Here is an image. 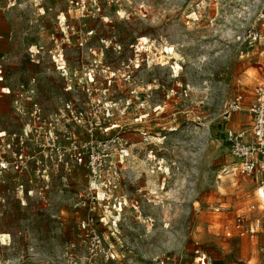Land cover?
<instances>
[{"label": "rangeland", "instance_id": "1", "mask_svg": "<svg viewBox=\"0 0 264 264\" xmlns=\"http://www.w3.org/2000/svg\"><path fill=\"white\" fill-rule=\"evenodd\" d=\"M262 3L100 0L99 17L77 21L64 0H0L1 65L28 70L41 115L54 122L66 101L83 100L79 80L93 70L108 88L92 103L109 128L102 137L129 147L119 177L107 171L97 184L75 165L52 177L0 176V264H263L261 233L226 237L237 216L247 226L261 213L258 184L235 171L228 139L249 127L264 55L243 38L258 29ZM53 57L68 80L35 77L55 69ZM237 96L241 110L226 113ZM11 115L0 130L18 134Z\"/></svg>", "mask_w": 264, "mask_h": 264}, {"label": "built area", "instance_id": "2", "mask_svg": "<svg viewBox=\"0 0 264 264\" xmlns=\"http://www.w3.org/2000/svg\"><path fill=\"white\" fill-rule=\"evenodd\" d=\"M64 2L77 21L99 17L100 0H64ZM10 6L8 4L6 9ZM256 22L258 29L247 31L243 41L250 46L253 45L259 53L264 55V0L257 13ZM83 44L79 42L78 46L82 48ZM52 61L55 69L57 71L59 69L60 76L68 80L69 75L64 63L58 65L54 57ZM111 77L106 83L107 87L111 86ZM83 79L84 82L80 81ZM99 79L93 70L86 73L85 69L79 80V92L83 100L66 101L63 111L57 109L58 119L53 122L41 115L40 106L32 99L35 88L34 79L12 81L11 76L0 64V100L9 101L12 112L18 117L21 125L18 134L0 130V176L12 173L22 177L30 176L32 173L31 176L34 177H52L58 173L59 166L66 170L69 165H75L83 167L94 184L100 183L107 171L111 172L110 177L118 178L116 164H121L122 160L129 156V147L119 136L102 137L109 128L102 125L105 119L101 122L100 103L97 102V111L94 112L92 109L95 97L105 95L108 90L101 87ZM64 91L72 90L70 86H67ZM86 98L89 101L87 108ZM241 103L242 97L237 96L231 103L225 105L226 113L240 111ZM27 108L31 110V113L29 120L26 121ZM101 109L108 112L104 107ZM101 115H103L102 112ZM247 115L249 127L229 135V151L235 171L241 176L252 177L258 184L257 192L260 191L258 200L263 204L257 205L256 208L261 213L259 217L253 218L251 225L244 224V219L247 221L245 215L237 216L235 222L227 229L226 237L253 236L261 233L264 264V67L260 70L259 80L253 89ZM59 125L65 129L62 135L55 134L56 126ZM75 131H77V138H75ZM82 134L85 137H81ZM115 181H108V187L114 188ZM256 208L252 205L249 212ZM91 236L93 244L98 247L99 237L94 234ZM199 262L203 264L202 260Z\"/></svg>", "mask_w": 264, "mask_h": 264}, {"label": "crops", "instance_id": "3", "mask_svg": "<svg viewBox=\"0 0 264 264\" xmlns=\"http://www.w3.org/2000/svg\"><path fill=\"white\" fill-rule=\"evenodd\" d=\"M11 29L12 28H10V27L6 28L7 32L5 34H7L8 41L12 40L13 31ZM29 52L33 53L32 49H30ZM3 60H5V59H1L0 64H2ZM55 60L59 64V61L56 58H55ZM26 71H28V70H23L21 68H19V69H13V68L10 69L9 68L8 72H6V73H8L11 76L12 81H18V80H26V79L30 78L29 73ZM58 74H59V72L55 71L54 68L52 69L51 73L46 74V75L43 73H37V74L34 73L35 77H39L40 81L42 80V82H51L52 80L47 79V78H50V77L52 78L54 75L57 76ZM39 89L42 92H47V87H45L43 83L40 84ZM11 112H12V109H11V105H10L9 101L7 99H1L0 100V120L2 121V124L4 125V129H6V130L11 129V125H12L11 122L13 120Z\"/></svg>", "mask_w": 264, "mask_h": 264}, {"label": "bare ground", "instance_id": "4", "mask_svg": "<svg viewBox=\"0 0 264 264\" xmlns=\"http://www.w3.org/2000/svg\"><path fill=\"white\" fill-rule=\"evenodd\" d=\"M58 71H59V69H58ZM234 176H235V175L231 173V175H230V180H231L230 182H231V183H234V182H236V180H235V177H234ZM151 180H152V179H151ZM221 185H222V184H221ZM258 194H260V191H259V192H257V195H258ZM261 204H263V203L261 202Z\"/></svg>", "mask_w": 264, "mask_h": 264}, {"label": "snow or ice", "instance_id": "5", "mask_svg": "<svg viewBox=\"0 0 264 264\" xmlns=\"http://www.w3.org/2000/svg\"><path fill=\"white\" fill-rule=\"evenodd\" d=\"M168 51H171V49H168Z\"/></svg>", "mask_w": 264, "mask_h": 264}]
</instances>
